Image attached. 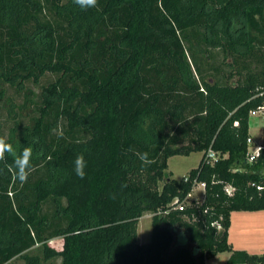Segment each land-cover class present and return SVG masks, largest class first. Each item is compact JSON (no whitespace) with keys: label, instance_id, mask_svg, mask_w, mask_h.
<instances>
[{"label":"trees","instance_id":"obj_1","mask_svg":"<svg viewBox=\"0 0 264 264\" xmlns=\"http://www.w3.org/2000/svg\"><path fill=\"white\" fill-rule=\"evenodd\" d=\"M192 38L229 56L224 82L190 60ZM47 72L59 76L15 150L32 148L27 180L12 155L0 161V264H206L224 251L227 264H264V253L228 239L232 211L264 209V147L247 159L251 111L264 106V0H98L86 10L74 0H0V79L23 89ZM194 151L204 155L187 177L167 175L171 156ZM199 182L204 201L174 208ZM147 212L152 237L140 244ZM39 244L42 254H31Z\"/></svg>","mask_w":264,"mask_h":264},{"label":"rangeland","instance_id":"obj_2","mask_svg":"<svg viewBox=\"0 0 264 264\" xmlns=\"http://www.w3.org/2000/svg\"><path fill=\"white\" fill-rule=\"evenodd\" d=\"M193 39V38H192ZM189 47L191 44L185 42ZM189 58L192 61L194 58L198 60L203 68V73L207 77V80L215 81L219 80L224 82V74L230 70L228 63L230 58H226L224 53L220 49L205 50L202 46L198 45L196 40L193 39V52L189 50ZM59 75L56 73L47 72L43 75L40 81L35 82L33 79H27L24 82V88L19 89L17 86L10 85L9 83L0 79V90H4V96L0 99V136H3L8 140L11 136L12 130L15 128L14 142L12 144L13 149L16 150L21 144V138L25 135L28 128H32L34 125V117L39 116L40 112L37 106L42 101L43 87L50 82L55 81ZM233 81V80H232ZM251 131L250 136L258 144L264 145V110L251 115ZM59 128L53 127L52 133L56 136L65 133L64 122L61 121ZM202 153L194 151L189 155H175L169 159V167L167 169V175L173 171L172 177L182 178L188 174L193 168L199 165ZM35 175L44 173L43 167H38L33 170ZM163 182H161L162 184ZM204 193V188L198 185L197 189L193 193V197H200ZM190 202L185 200V204ZM54 202L52 199L44 203V212L52 215L54 213ZM140 241L146 239L149 242L151 239L152 222L151 218L144 215L140 219L139 224ZM179 228L176 229L178 232ZM52 245L56 247L61 246L60 239H55ZM190 247L193 245L190 243ZM176 249V245L173 246L171 252ZM31 254H42V248L39 245L33 247L30 251ZM62 258L57 257L55 259L45 261L41 264H60ZM12 264H25V260L21 257L15 258Z\"/></svg>","mask_w":264,"mask_h":264},{"label":"crops","instance_id":"obj_3","mask_svg":"<svg viewBox=\"0 0 264 264\" xmlns=\"http://www.w3.org/2000/svg\"><path fill=\"white\" fill-rule=\"evenodd\" d=\"M251 125L252 124H251V117H250V134H252ZM199 152L202 153V157H203L204 152L203 151H199ZM168 164H169V160H168ZM172 174H173V171L170 172L171 176ZM198 185L203 186L204 193L200 197H193V193L197 189ZM205 192H206L205 183L199 182L194 186L193 190L188 195L186 201L192 202L193 200H196L197 202H202L205 199ZM144 215L149 216L152 222L151 212H147ZM139 224H140V220H139ZM179 229L180 230H178V232L183 231L182 228H179ZM151 237H152V232H151ZM140 239L141 237H140L139 228H138V242L140 244L148 243L146 242L147 241L146 239H143V241H140ZM228 239H229L230 247L233 250L241 249V250H246L252 254H263L264 253V209L232 211L231 212V225L229 228ZM175 245L177 248L178 245L176 244V242L173 246ZM230 255H231V251L219 252L215 256L208 258L206 260V264H227V261Z\"/></svg>","mask_w":264,"mask_h":264},{"label":"clouds","instance_id":"obj_4","mask_svg":"<svg viewBox=\"0 0 264 264\" xmlns=\"http://www.w3.org/2000/svg\"><path fill=\"white\" fill-rule=\"evenodd\" d=\"M74 3L79 6L81 9H88L91 7H96L98 0H74ZM132 151V149H129ZM10 154L14 157V166L17 172V178L21 182H25L27 180V176L29 174V170L31 168V159H32V148L25 147L22 152L19 154L13 149V146L6 141L3 136H0V161L5 159V154ZM139 158L148 163V154L147 153H137ZM74 171L77 176L83 178L85 175L84 169L86 167V163L84 161L83 155H78L74 161Z\"/></svg>","mask_w":264,"mask_h":264},{"label":"built area","instance_id":"obj_5","mask_svg":"<svg viewBox=\"0 0 264 264\" xmlns=\"http://www.w3.org/2000/svg\"><path fill=\"white\" fill-rule=\"evenodd\" d=\"M262 110H264V106H260L259 108L252 110L251 115L256 114ZM235 123L238 124L237 121ZM248 145H249V147H248V152H247V159L250 162L256 161V159L259 157L264 145L261 143L257 144L251 136L248 138ZM207 157L209 159H216L219 157V153H217L213 149H209ZM185 177H187V175ZM226 188H227L228 192H232V190L234 189V187L232 185H227ZM174 203L176 204V205H174V208L184 209V207L186 206L185 200L179 201L178 198H176L172 204H174ZM219 227L221 228V225H219Z\"/></svg>","mask_w":264,"mask_h":264}]
</instances>
